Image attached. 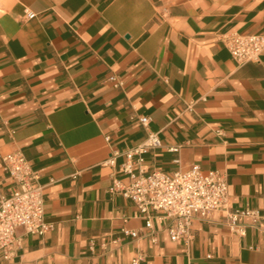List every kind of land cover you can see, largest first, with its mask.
<instances>
[{
	"label": "crops",
	"instance_id": "obj_1",
	"mask_svg": "<svg viewBox=\"0 0 264 264\" xmlns=\"http://www.w3.org/2000/svg\"><path fill=\"white\" fill-rule=\"evenodd\" d=\"M233 33L264 35V0H0V196L13 186L1 157L19 151L52 226L19 229L0 264H264L262 220L242 219L241 236L223 211L194 218L186 249L162 212H151L155 243L124 236L144 219L109 193L122 154L154 132L145 174L218 171L231 210L264 213V52L238 64L224 44Z\"/></svg>",
	"mask_w": 264,
	"mask_h": 264
},
{
	"label": "built area",
	"instance_id": "obj_2",
	"mask_svg": "<svg viewBox=\"0 0 264 264\" xmlns=\"http://www.w3.org/2000/svg\"><path fill=\"white\" fill-rule=\"evenodd\" d=\"M28 19L34 15L27 13ZM231 58L238 64L257 62L264 52V35L229 34L224 41ZM115 88L122 83L113 76L109 78ZM138 122L144 128L150 124V118L138 117ZM221 134V131H216ZM160 147L157 134L148 132L145 140L130 150L124 152L120 164L122 178L112 179L109 193L119 195L129 200L137 208L144 219L142 230L134 231L121 228V233L129 238L150 235L156 242L152 226L151 212H162L158 220H168L169 240L189 248L192 241V221L194 218L206 219L212 213H226V223L229 229L244 235L246 227L240 222L248 218L253 222L264 221V213L243 208L231 210L228 205V184L225 174L218 171L201 175L198 166L187 170H177L168 175L160 171L145 174L142 169L144 155L150 150ZM177 152L178 148H170ZM2 170L12 183V189L6 195L0 196V252L4 259L10 260L21 247L19 229L25 235L43 236L52 229L44 221L43 187L39 185L37 174L31 170L29 162L19 151L8 153L1 157ZM114 164V158L108 162ZM143 256L138 254L132 258L131 264H139Z\"/></svg>",
	"mask_w": 264,
	"mask_h": 264
}]
</instances>
